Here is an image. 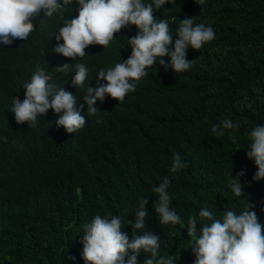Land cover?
<instances>
[{
	"label": "trees",
	"instance_id": "1",
	"mask_svg": "<svg viewBox=\"0 0 264 264\" xmlns=\"http://www.w3.org/2000/svg\"><path fill=\"white\" fill-rule=\"evenodd\" d=\"M77 8L73 0L63 18L41 14L26 40L0 44V137L7 138L0 140V264H85L84 224L97 214L120 216L129 238L141 235L143 230L132 233L128 223L141 197L148 200L145 230L160 237L159 255L174 256V264H194L187 221L197 218L199 235L202 208L222 218L224 209L240 214L249 203L264 225V180L253 181L257 168L246 156L250 131L264 125V0H170L156 11L157 19L168 21L173 45L186 17L200 16V23L214 29L215 39L198 51L187 50L186 59L194 62L181 76L166 71L158 58L124 102L97 101L102 122L90 118L89 125L101 131L60 134L62 128L52 127L56 114L51 109L37 118L36 127L17 124L12 98L23 101L20 88L38 66L83 103L87 86H97L99 70L121 62L128 48L125 61L131 55L127 40L136 34L118 36L105 49L91 45L77 60L53 54V36ZM77 62L89 70L79 89L71 83L74 72L52 70ZM132 98L138 103H129ZM86 113L85 107L81 114ZM222 119L238 123V129L213 135L212 126ZM175 153L187 167L171 173ZM241 170L245 187L237 197L229 180ZM165 176L170 178V207L181 217L178 225H160L153 209L158 197L152 189ZM144 259L141 253L138 264Z\"/></svg>",
	"mask_w": 264,
	"mask_h": 264
},
{
	"label": "clouds",
	"instance_id": "2",
	"mask_svg": "<svg viewBox=\"0 0 264 264\" xmlns=\"http://www.w3.org/2000/svg\"><path fill=\"white\" fill-rule=\"evenodd\" d=\"M170 0H75L78 5L75 17L65 19L63 26L53 36L57 41L52 49L53 54L77 60L86 56L85 49L91 45H99L105 49L110 41L118 36L130 37L131 55L125 61L129 48L125 50L121 62L113 68L100 69L97 74V86H87L83 95V103L77 97L65 91L64 87L53 83V76L39 66L31 75L30 81L21 86L20 92L25 94L23 101L18 96L12 98V109L17 124L27 123L28 128L39 124L38 117L45 116L49 109L56 114L52 127L62 128L68 134L78 130L86 133L95 130L89 125L90 118L102 121L97 116L101 109L95 107L97 101L103 102L111 97L113 103L124 102L133 95L138 86L149 73L159 58L165 70H171L177 76L189 70L194 60L186 59L187 50L198 51L205 44L215 39L212 26L200 23L201 17L184 18L173 36L169 23L165 19H157L156 11L164 8ZM203 4L204 0H197ZM73 4V0H0V44L12 45L15 40H26L34 31L33 19L41 14L52 17L58 13L63 18L65 10ZM168 11V9H164ZM63 41L61 44L60 41ZM170 45H173L170 48ZM167 56L170 62L163 58ZM64 64V63H63ZM149 69V70H148ZM54 73L68 75L74 72L71 81L78 89L83 87L88 77V67L83 63L73 66L64 64L52 69ZM105 81L106 83H100ZM129 103L137 104L132 98ZM87 108L86 115L82 111ZM239 124L231 119H222L212 126L213 135L223 136L224 130L238 129ZM250 150L246 152L253 161L257 171L253 181L264 180V125H258L250 131ZM0 140L7 142L6 137ZM110 149V148H109ZM110 151L114 154L115 151ZM187 167L180 153H175L172 160L171 173ZM245 170L237 173L236 178L229 180V188L237 197H241L244 184L240 177ZM170 178L165 176L157 187L152 189L158 199L153 205L160 225H178L181 217L170 207ZM250 186V183L248 184ZM148 200L141 197L135 211L134 220H128L132 233L143 230L141 235H129L122 231L125 227L120 216L109 219L107 216L95 215L91 222L83 226L82 258L85 264H138V257L145 254L143 264H174V256H161L158 235L145 230L148 215ZM248 207L240 214L232 210L221 213L222 218H215L207 207L199 211L201 222L198 233V220L190 216L187 221V236L190 238L194 264H264V225L258 221L254 211ZM127 257V260L125 259Z\"/></svg>",
	"mask_w": 264,
	"mask_h": 264
}]
</instances>
